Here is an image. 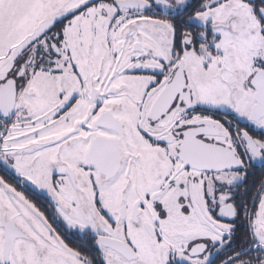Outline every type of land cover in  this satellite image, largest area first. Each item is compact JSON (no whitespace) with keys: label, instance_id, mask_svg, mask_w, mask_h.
Returning <instances> with one entry per match:
<instances>
[{"label":"snow or ice","instance_id":"obj_1","mask_svg":"<svg viewBox=\"0 0 264 264\" xmlns=\"http://www.w3.org/2000/svg\"><path fill=\"white\" fill-rule=\"evenodd\" d=\"M0 264H264V0H0Z\"/></svg>","mask_w":264,"mask_h":264}]
</instances>
